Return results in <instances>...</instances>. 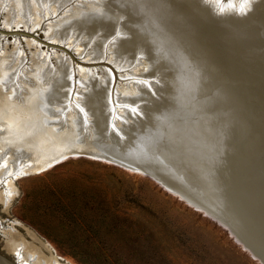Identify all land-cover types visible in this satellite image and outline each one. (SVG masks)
Instances as JSON below:
<instances>
[{
    "label": "bare ground",
    "instance_id": "obj_1",
    "mask_svg": "<svg viewBox=\"0 0 264 264\" xmlns=\"http://www.w3.org/2000/svg\"><path fill=\"white\" fill-rule=\"evenodd\" d=\"M54 1L0 0V8L8 28H37L74 2ZM82 1L58 33L70 27L72 44L87 31L81 46L92 36L89 59L100 64L113 48L109 61L131 64L130 77L115 88L112 70L87 69L74 99L66 56L56 71L49 53L0 46L1 177L16 179L73 155L150 167L169 191L227 217L239 243L264 258V0ZM213 64L217 75L197 81ZM146 74L154 82H140ZM38 249L30 246L28 264H49ZM0 264L13 263L0 256Z\"/></svg>",
    "mask_w": 264,
    "mask_h": 264
},
{
    "label": "rangeland",
    "instance_id": "obj_2",
    "mask_svg": "<svg viewBox=\"0 0 264 264\" xmlns=\"http://www.w3.org/2000/svg\"><path fill=\"white\" fill-rule=\"evenodd\" d=\"M106 2L114 4V0ZM129 2L133 5V1ZM81 3L84 4L74 0L59 7L52 17H45L41 25L29 29L23 23L8 28L7 13L0 8V46L13 51L20 43L27 55L36 48L49 53L56 71L62 66L60 58L66 56L72 67L68 70L76 81L74 99L81 87L77 81L87 69L96 75L112 70L117 76L116 88L130 77L125 74L132 66L126 68L125 61L121 65L120 61L110 62L113 48L107 52L108 58L94 64L89 59L92 36L84 43L85 49L81 46L87 31L78 34L74 44L69 43L74 38L70 27L58 33ZM141 7L147 13L148 6L141 3ZM51 22L55 23L53 35L49 33ZM32 39L40 46H31ZM209 67L210 74L197 75V81L213 78L220 70L218 64ZM181 72L187 74V70ZM157 75L155 82L147 74L138 78L143 77L140 82L144 84H156L160 81ZM155 84L156 90L160 85ZM190 91L197 98V91ZM157 95L156 91L155 98ZM187 107L191 109L192 104ZM2 172L0 169V256L13 264L29 263L31 245L38 247L48 262L59 259L60 264H262L224 225L166 189L141 168L131 170L115 161L73 155L54 166L18 174L16 179L1 177ZM22 246L25 247L20 250Z\"/></svg>",
    "mask_w": 264,
    "mask_h": 264
},
{
    "label": "water",
    "instance_id": "obj_3",
    "mask_svg": "<svg viewBox=\"0 0 264 264\" xmlns=\"http://www.w3.org/2000/svg\"><path fill=\"white\" fill-rule=\"evenodd\" d=\"M110 105L108 106V108L110 109V110H112V106H113V103H112V100H110ZM113 117H114V115H112L110 118H109V120L110 119H113ZM114 121V120H113ZM112 121V122H113ZM157 159V158H156ZM113 161H115V160H113ZM158 163H161L158 159L156 160ZM116 162V161H115ZM118 163V162H117ZM120 164H121V162H120ZM122 165H123V163H122ZM142 172H144V173H146V174H148V176H150L152 179H154L155 181H157L158 183H160V184H162V186H165V184L163 183V181L160 179V177H159V175L156 173V171H154L153 169H151L150 167H148V169H145V170H142ZM193 206H194V208H196V209H200L201 211H203L206 215H209L210 217H212V218H214L215 220H217L218 222H220L222 225H224L228 230H229V232L232 234V236L235 238V240L237 241V242H241V239L239 238V237H237V235H236V233L234 232V231H232L233 229H232V227L229 225V223H227V221L225 220V219H227V217H220V215H219V213H217V211L216 210H214L213 208H211V209H209V208H203V207H199V206H197L195 203H193ZM242 247L243 248H249V246L247 245V244H245V245H242ZM251 255L253 256V257H257V258H260V259H264L263 257H262V255L261 254H259L258 252H256V251H252V253H251ZM261 263H262V261H260Z\"/></svg>",
    "mask_w": 264,
    "mask_h": 264
}]
</instances>
